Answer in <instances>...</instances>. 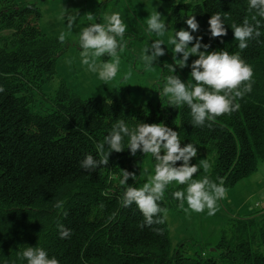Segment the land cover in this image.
Here are the masks:
<instances>
[{
  "label": "trees",
  "instance_id": "16d2710c",
  "mask_svg": "<svg viewBox=\"0 0 264 264\" xmlns=\"http://www.w3.org/2000/svg\"><path fill=\"white\" fill-rule=\"evenodd\" d=\"M165 6L175 29L183 26L186 15L195 16L201 43L209 46L202 51L239 54L253 68L252 91L236 101L237 111L193 126L187 105L174 108L168 106L169 99H162L134 109L117 87L82 98L61 83L53 95L44 94L64 46L59 37L41 30L35 3L0 0V264H27L22 256L27 247L44 249L59 264H264V210L234 218L214 245L200 244L190 255L185 244L172 247L166 219L142 228L144 217L136 204L122 206L126 188L140 187V167L148 155L155 172L150 153L132 156L125 148L113 151L106 166L82 167L87 155L99 159L96 145L121 119L130 125L163 123L177 131L182 147H197L190 163L207 159L211 165L193 179H223L226 189L264 160V17L249 7V0L166 1ZM217 12L227 35L211 38L208 20ZM245 20L259 21L261 35L241 50L233 29ZM164 50L154 63L165 82L170 75L188 78L191 66L181 69ZM121 169L135 173V178L121 184ZM186 187L169 184L160 207L180 208L172 193ZM57 200L64 201L60 210L55 208ZM61 225L70 229L69 237L61 238Z\"/></svg>",
  "mask_w": 264,
  "mask_h": 264
},
{
  "label": "clouds",
  "instance_id": "9594fccd",
  "mask_svg": "<svg viewBox=\"0 0 264 264\" xmlns=\"http://www.w3.org/2000/svg\"><path fill=\"white\" fill-rule=\"evenodd\" d=\"M249 7L256 9L261 17H264V0H249ZM67 27L72 29L75 16L66 13ZM161 14L155 11L147 19L148 31L154 32L162 37L167 31L165 20ZM95 19L89 14L88 20ZM106 24L91 23L84 27L80 34V57L81 63L87 66L91 72L98 73L99 79L105 84L117 76L120 59L117 50L124 47V42L117 37H123L127 25L122 20L120 13H113L107 18ZM255 20V17H253ZM185 23L188 29L176 30L169 43L174 46L176 54H180L178 65L181 69L187 66L190 56L198 55L191 63V76L194 84H185L179 76L170 75L162 89L164 96L169 98L168 106L179 108L187 105L191 110L193 126H204L206 121H213L216 117L230 114L240 108L236 103L247 93L252 91L253 68L245 63L239 54H229L227 51H201L207 49V44H202V37H194L192 32L199 29V23L194 15L188 16ZM211 38H219L227 35L224 22L219 12L214 13L208 20ZM260 22L250 24L247 20L243 25L235 26L233 29L234 39L238 41V48L244 50L248 42L260 37ZM195 42L193 43V41ZM60 43L65 42V34L59 36ZM191 44V47H189ZM163 40L156 39L150 46L144 49L143 61L147 68H151L159 57L165 55ZM108 55L113 59L110 62H98V58ZM171 71L175 67L169 65ZM127 78V77H125ZM4 92L0 86V93ZM126 143V146H125ZM107 145V147H105ZM125 148L135 156L138 151L150 153L155 162V174L150 182L144 183L142 187L129 186L123 193L122 206L129 207L136 204L144 217V224H162L166 219V209L158 204L164 197L165 190L169 184L176 182L179 185H187L186 190H176L172 193L174 199L178 200L179 207L184 208L185 201L188 208L194 212H204L207 209L209 216L215 215L218 210L217 201L227 195L224 180L219 183L204 176L202 179H193L201 169L208 172L211 165L207 159H201L197 164H191L190 160L198 155L197 147L192 143L181 146L179 133L163 123H144L130 125L121 119L104 136L103 143L96 145L99 159L93 155H87L82 161L85 170H95L97 167L106 166L110 154L122 152ZM163 150V154H161ZM182 163L177 166V162ZM122 170L121 184H127L135 173ZM64 201L57 200L55 208H63ZM160 213H165L159 216ZM159 217V218H156ZM61 238L70 236V229L60 226ZM22 256L27 264H59L53 257L49 258L47 252L42 248L27 247Z\"/></svg>",
  "mask_w": 264,
  "mask_h": 264
},
{
  "label": "rangeland",
  "instance_id": "374dc122",
  "mask_svg": "<svg viewBox=\"0 0 264 264\" xmlns=\"http://www.w3.org/2000/svg\"><path fill=\"white\" fill-rule=\"evenodd\" d=\"M35 3L41 13L39 26L49 36L59 37L65 34L64 50L56 59V74L46 83L42 91L44 94L53 95L54 91L63 83L71 92L82 98L99 97L112 87L124 91L126 99L134 109L145 106L148 102L156 104L164 96L162 89L166 84L161 76V70L157 64L147 68L143 61L144 49L156 39H161L173 63H179L180 54L174 53V46L169 39L174 36L176 30L171 26L170 15L165 2H199L200 0H16ZM155 11H158L165 20L167 31L162 37L148 31L147 19ZM120 13L122 20L127 25L123 37H117L124 42V47L117 50L120 59L116 78L105 84L99 79L98 73L91 72L87 66L81 63L80 34L84 27L91 23H107V17L113 13ZM66 13L75 16L71 30L67 27ZM89 14L95 19L88 20ZM183 19L181 28L188 29ZM140 26H144L141 29ZM180 28V29H181ZM142 35L144 39H141ZM194 37H200V31L192 32ZM195 40L193 41V43ZM191 47V44H189ZM202 51V48L200 49ZM198 55L190 56L187 63L191 66ZM113 58L104 55L98 58V62H110ZM127 77V78H125ZM181 78V77H180ZM188 78L182 77L185 84H189ZM155 172L152 170L149 155L143 160L140 167L138 184L150 182ZM264 160L258 163L257 169L248 177L240 180L234 186L227 188L224 199L217 201L218 210L215 215L209 216L207 209L204 212H194L188 208L185 201L184 208L174 211H166V222L169 228V237L172 247L177 244H185L188 254L191 255L200 244L209 242L214 245L219 239L222 230H229L234 218L243 216L256 210H264ZM259 203V205H255ZM165 215V213H164ZM214 248L211 247L212 251Z\"/></svg>",
  "mask_w": 264,
  "mask_h": 264
},
{
  "label": "built area",
  "instance_id": "2783aa9c",
  "mask_svg": "<svg viewBox=\"0 0 264 264\" xmlns=\"http://www.w3.org/2000/svg\"><path fill=\"white\" fill-rule=\"evenodd\" d=\"M263 199H264V198H263ZM255 205L257 206V205H259V203H256Z\"/></svg>",
  "mask_w": 264,
  "mask_h": 264
}]
</instances>
